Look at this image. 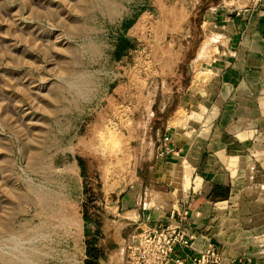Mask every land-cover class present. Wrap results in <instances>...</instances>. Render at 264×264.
<instances>
[{
    "label": "rangeland",
    "instance_id": "1",
    "mask_svg": "<svg viewBox=\"0 0 264 264\" xmlns=\"http://www.w3.org/2000/svg\"><path fill=\"white\" fill-rule=\"evenodd\" d=\"M226 1L236 14L237 1ZM144 2L0 0V264H71L70 253L55 244L60 238L44 233L64 234L69 228L70 175L76 177L74 187L81 186L79 167L70 162L74 147L81 146L85 188L111 216L106 201L134 171L125 132L131 109L173 113L181 102L172 125L204 122L210 81L218 77L211 65L226 57L227 40L207 33L201 50L195 47L175 76L162 83L152 49L164 37L156 35L159 15L138 5ZM155 7L160 11L162 5ZM121 31L132 46L116 58ZM70 106L85 111V146L79 132L70 130ZM139 134L150 136L145 130ZM110 136L125 142L123 153L110 146ZM141 150L152 155L151 146ZM121 225L117 233L126 238L134 226ZM75 254L73 264H80Z\"/></svg>",
    "mask_w": 264,
    "mask_h": 264
},
{
    "label": "crops",
    "instance_id": "2",
    "mask_svg": "<svg viewBox=\"0 0 264 264\" xmlns=\"http://www.w3.org/2000/svg\"><path fill=\"white\" fill-rule=\"evenodd\" d=\"M224 3L147 0L138 4L159 15L156 35L164 38L152 50L156 74H163L157 77L160 82L167 83L175 76L171 74L184 66L195 47L200 49L209 32L227 40L226 57L211 65L218 77L210 81V104L202 112L204 122L172 125V115L184 107L181 102L173 113L164 108L131 109L125 132L130 135L134 171L115 185L120 189L110 203L106 201V208L112 222L134 227L141 221L161 220L173 208H188L189 229L196 231L197 237L189 248L178 249L179 254L198 256L208 241L215 239L221 244L222 264H264V0L256 5L251 0L238 1L237 7L248 5L238 14ZM158 4L162 5L160 11L155 7ZM120 36L130 41L123 31ZM83 112L70 106V130L79 132L85 146ZM144 130L150 134L146 139L139 134ZM149 146L152 155L145 157L141 149ZM80 147H74L70 154V162L79 167L81 186L76 189V177L70 175L69 228L64 234L54 230L44 233L60 238L55 244L70 253L71 264L76 251L83 264L86 239L97 226L82 211L85 186ZM118 236L117 251L103 264H125L128 237Z\"/></svg>",
    "mask_w": 264,
    "mask_h": 264
},
{
    "label": "built area",
    "instance_id": "3",
    "mask_svg": "<svg viewBox=\"0 0 264 264\" xmlns=\"http://www.w3.org/2000/svg\"><path fill=\"white\" fill-rule=\"evenodd\" d=\"M251 1L256 5L259 0ZM230 2L225 3L228 5ZM247 7L248 5L238 7L237 14ZM85 200L84 198L82 201V211ZM190 225L188 208H173L156 222L137 223L125 243V264H222L221 244L215 239H210L198 256L181 255L177 252L178 249L189 248L197 237L196 231L189 229Z\"/></svg>",
    "mask_w": 264,
    "mask_h": 264
},
{
    "label": "trees",
    "instance_id": "4",
    "mask_svg": "<svg viewBox=\"0 0 264 264\" xmlns=\"http://www.w3.org/2000/svg\"><path fill=\"white\" fill-rule=\"evenodd\" d=\"M131 46L132 43L128 39L119 36L114 51L116 58H121L127 52V48ZM80 165L84 179L88 178L84 158L80 157ZM86 188L84 193L86 200L83 204L84 216L94 221L97 226L96 231L86 239V258L83 264H103V261L107 258L109 259L111 254L117 251L119 238L117 233L118 226L112 223L109 215L102 212L100 207L94 204V197L89 194ZM96 241L99 244H95Z\"/></svg>",
    "mask_w": 264,
    "mask_h": 264
},
{
    "label": "bare ground",
    "instance_id": "5",
    "mask_svg": "<svg viewBox=\"0 0 264 264\" xmlns=\"http://www.w3.org/2000/svg\"><path fill=\"white\" fill-rule=\"evenodd\" d=\"M211 36V35H210ZM208 48V47H207ZM204 51H206V50H204ZM203 52V51H202ZM198 77V76H197ZM199 79V78H198ZM113 135V134H112ZM116 136V135H115ZM115 136H110L109 137V140H108V143L110 144V146L111 147H113L114 148V150H115V152H120L121 151V153H123L122 152V150L124 149V141L123 140H121V139H118V138H116ZM105 141V140H104ZM126 152V151H125ZM127 153V152H126ZM116 154V153H115ZM125 154V153H124ZM114 155V154H113ZM117 155H118V153H117ZM117 155H116V157H117ZM125 156V155H124ZM119 157V156H118ZM125 158V157H124ZM127 165H129V164H127Z\"/></svg>",
    "mask_w": 264,
    "mask_h": 264
}]
</instances>
